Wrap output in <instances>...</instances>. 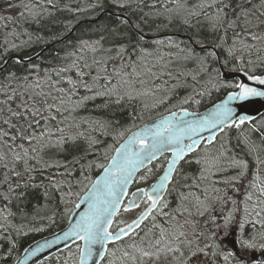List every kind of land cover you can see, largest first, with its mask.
<instances>
[{
    "label": "snow or ice",
    "instance_id": "snow-or-ice-1",
    "mask_svg": "<svg viewBox=\"0 0 264 264\" xmlns=\"http://www.w3.org/2000/svg\"><path fill=\"white\" fill-rule=\"evenodd\" d=\"M106 3L117 11L73 42L79 21L64 13L79 6L0 0V261L264 264V115L252 110L264 100V0L88 8ZM229 65L243 78L226 79ZM221 90L207 112L189 110ZM141 170L152 181L130 192ZM82 186L75 222L13 260L20 238L55 224Z\"/></svg>",
    "mask_w": 264,
    "mask_h": 264
},
{
    "label": "trees",
    "instance_id": "trees-1",
    "mask_svg": "<svg viewBox=\"0 0 264 264\" xmlns=\"http://www.w3.org/2000/svg\"><path fill=\"white\" fill-rule=\"evenodd\" d=\"M64 2L70 3L73 7L79 6L81 9H84L83 11H81L78 14H69L67 12L64 13V17L73 21L74 23L76 21L81 22L82 20H94L95 18H97L102 13L99 8L95 9V11H92L91 9L88 8V5L90 3H92V0H64ZM3 6H5V5H0V7H3ZM106 10H110L112 12L117 11L116 9L112 8L109 3H106V5H105V11ZM110 16H111L110 14H105L96 22H85V23L80 24L79 27H77V29L72 33V35L68 39L70 41L74 42L78 37L82 36V32H83V38H87L86 30L89 27H95L98 24L106 23ZM60 47H62V45L57 44L55 46L50 47V51H46L44 53V58H45L46 62L43 64V67H49L48 61H51V55L56 51V49H58ZM35 50L39 51V48H37ZM61 55H63V53H61ZM225 69L234 71V70H232V65H229ZM224 95H225L224 90H221L219 92L212 91L210 95H208L202 99V102L200 105H193L192 108H190L189 110H193V111L205 110L206 108L211 106L213 103L217 102L219 99H222L224 97ZM97 103H99V101H97ZM89 108L91 109L92 105H89ZM163 111H164V108L161 107L158 111H154V112H150V113L146 112L143 114L144 120L143 121L137 120V121H135V123L143 124V122L148 121L150 117H156L159 115V112H163ZM85 114H87V113H85ZM123 123H124L125 127H131L133 122L129 120V121H124ZM106 140H107L108 145L113 144V141L111 138H106ZM120 142H122V141H120ZM118 145L119 144L117 143L114 146L117 147ZM103 151L104 150L101 149L102 155H101V158L97 161L100 164H106V160L103 158ZM113 153L114 152H111V150H109V158H110V155H112ZM164 163H165L164 159L161 158L158 161H156L154 163V165L152 166L157 175L161 173V170H162ZM101 170H102L101 168L93 169L92 172L89 174L91 179L94 180V178L100 173ZM143 172L144 171H142L138 175L137 182L134 184V188H136V187H147L148 184L151 183V181H152L151 177L149 178L148 182H140L139 181V176L142 175ZM78 191L80 192V195L78 197L72 198V202L67 206L68 211L66 212V214L58 216L57 222L55 224H53L50 227H45L42 232H29L26 237L20 238L22 240L23 247L19 248L16 253H13V260L15 259L16 255H21L24 247H27L32 242H34V241H36L42 237L51 235V234L57 232L58 230H61L62 228H64L66 226L70 213L75 208V205L79 201L80 196L85 192V189L82 186L80 189H78ZM61 210L62 211L64 210L63 205L61 206ZM122 214L119 216L118 220H120V217L122 216ZM116 226L117 225L115 224L114 228H116ZM0 255H2V254H0ZM0 264H4V262L0 261ZM7 264H12V261H8Z\"/></svg>",
    "mask_w": 264,
    "mask_h": 264
},
{
    "label": "water",
    "instance_id": "water-1",
    "mask_svg": "<svg viewBox=\"0 0 264 264\" xmlns=\"http://www.w3.org/2000/svg\"><path fill=\"white\" fill-rule=\"evenodd\" d=\"M105 14H111L112 15V12L111 11H104V12H102L93 22H95V21H98L103 15H105ZM86 21H83V22H79V25L80 24H82V23H85ZM74 32V31H73ZM72 32V33H73ZM72 33L69 35V37L72 35ZM68 37V38H69ZM52 47V46H51ZM222 71L225 73V78L226 79H233V78H235V79H240V78H243L242 77V74L241 73H238V72H235V71H228V70H226V69H222ZM212 106H210L209 108H207V109H205V110H203V111H200V113H205V112H207L210 108H211ZM252 110H253V112H256V111H258L261 115L262 114H264V100H261V99H257L255 102H254V104L252 105ZM123 142V141H122ZM143 170H141L140 172H142ZM140 172H138L137 173V175L140 173ZM102 174V171L98 174V175H101ZM162 174V173H161ZM97 175V176H98ZM134 185V184H133ZM132 185V186H133ZM131 186V187H132ZM90 187V186H89ZM131 189V188H130ZM130 189H129V191H130ZM86 197H85V193L80 197V199H79V201H78V203H80L82 206L80 207V208H74V210L71 212V214H70V216H69V219H68V222H67V224H66V226L64 227V228H62L63 230H67V228H68V226L71 224V223H74L75 222V218H78V216H79V214L81 213V212H83L85 209H86V207H87V205L86 204H83L82 202H83V200L85 199ZM61 229V230H62ZM61 230H59V231H57V232H55V233H53V234H51V235H48V236H45V237H42V238H40V239H38V240H36V241H34V242H32L31 244H29V245H33V244H37V243H43L44 242V240L45 239H47V240H54V238H55V236L56 235H61L62 234V232H61ZM28 245V246H29ZM27 246V247H28ZM60 247H62V244L60 245ZM56 252V246L54 245L53 247H52V249H45L44 250V253H43V255H48V254H50V253H55ZM21 259H23V252L21 253ZM37 258H33V259H30L29 261H27L26 262V264H33V260H36Z\"/></svg>",
    "mask_w": 264,
    "mask_h": 264
},
{
    "label": "rangeland",
    "instance_id": "rangeland-1",
    "mask_svg": "<svg viewBox=\"0 0 264 264\" xmlns=\"http://www.w3.org/2000/svg\"><path fill=\"white\" fill-rule=\"evenodd\" d=\"M5 8H6V5L3 7H0V14H7L4 11ZM12 14H15V12H13ZM142 207H143V205L141 206V208ZM139 211H140V209L134 210L130 213H123L122 216L120 217V220H130L132 218H135V216L138 214ZM72 251L75 252V248H73Z\"/></svg>",
    "mask_w": 264,
    "mask_h": 264
}]
</instances>
